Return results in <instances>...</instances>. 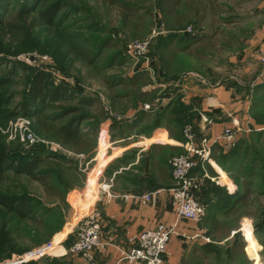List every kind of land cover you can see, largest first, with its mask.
Masks as SVG:
<instances>
[{
    "label": "rangeland",
    "instance_id": "obj_1",
    "mask_svg": "<svg viewBox=\"0 0 264 264\" xmlns=\"http://www.w3.org/2000/svg\"><path fill=\"white\" fill-rule=\"evenodd\" d=\"M10 1L11 6L6 5L0 11V97L2 108L13 112V116L5 123L0 122V152L20 165H26L33 153L42 154L43 163L38 167L32 165L33 171L49 170L63 197L48 194L39 181L26 173L13 170L3 173L0 263L54 240L55 234L33 244L40 236L58 229L74 209L80 208L83 198L87 201L85 208L78 210L81 215L77 219L91 212L90 203L98 189L94 187L99 163L117 151L118 135L129 136L130 130L137 139L147 137L154 129L156 114L145 122L137 116L142 117L143 112L151 115L154 110L158 113L157 106L164 102L174 104L169 108L171 112L186 96L184 91L183 95L178 94L181 84L183 90L195 81L204 86L217 85L229 78L253 90L244 91L250 115L244 131H250L251 135L242 139L251 149L246 160L241 161L244 163L241 177L252 180L251 195L248 204L237 214L232 210L227 216L213 219L211 207L221 201L232 202V198L228 199L232 193L227 194L219 185L221 178L209 180L205 183L206 191L200 192L199 202L207 209L202 218L210 221V231L216 236L210 237L212 246L217 248L214 250L219 252V255L212 254L215 260H222L223 264H264V151L260 152V145H264V71H261L264 62L259 58V50L251 58L244 50L264 23V0H181L176 6H171L169 0H32L31 6L35 9L26 18L17 15L19 7ZM23 1L30 5L31 0ZM123 3L127 4L128 11L121 6ZM167 6L171 11L165 9ZM54 7L57 8L55 18L46 24L37 12ZM169 39L174 42L170 43ZM133 40L147 42L146 51L138 58L126 48ZM177 44L187 50L173 57L170 50ZM158 45L162 46L161 52L157 50ZM167 46L165 51L163 48ZM160 54L163 55L159 57ZM171 56L174 61H170ZM163 57L171 62L170 70L163 69L167 68ZM12 69L13 75L8 73ZM38 73L43 76L44 92L63 87L66 95L55 101L35 102L33 115L25 116L20 103L25 99L32 77ZM136 77L139 80L134 83ZM135 102L139 105H134ZM21 117H26L28 123L21 126L18 119ZM69 122L83 131L98 125L103 132L99 138L98 131L91 156L78 153L54 138L53 127ZM113 125L116 129H111ZM186 125L193 132L196 130V140L206 138L199 123L195 130L192 124L181 127ZM27 133L33 136V142L26 140ZM96 153L97 162L93 159ZM255 160H261L260 172L251 179L244 172L254 166ZM222 177L225 178L224 174ZM88 187L93 190L90 196ZM21 196L30 198L38 220L18 217L1 203L5 198ZM45 215L48 216L44 218ZM222 223L232 228L231 238L224 242L221 237L226 229ZM78 224L79 221L74 227L75 234ZM219 241L223 244H218ZM232 243H239L240 248L231 255ZM58 250H53L52 255L59 254Z\"/></svg>",
    "mask_w": 264,
    "mask_h": 264
},
{
    "label": "crops",
    "instance_id": "obj_2",
    "mask_svg": "<svg viewBox=\"0 0 264 264\" xmlns=\"http://www.w3.org/2000/svg\"><path fill=\"white\" fill-rule=\"evenodd\" d=\"M254 33L253 38L244 48L245 55L249 58L252 55L255 57L253 52L258 50L264 52V23ZM261 71H264V67H261ZM225 80L217 85L206 84L205 86L195 81L192 82L193 84L185 85L183 90L181 84V88L178 90L179 96L183 95V91L186 92V96L180 99L181 102L192 104L194 109L198 112H205L204 114L210 119L209 123L200 121L199 125L202 128V134L211 144L212 157L218 156L219 149H222V152L229 150L224 148V139L221 138L224 127L240 128L236 132L238 142L242 138L247 139L251 135L250 131H244L246 123L250 121V119L248 120V116H250L248 113L249 102L246 101L244 92L249 86L247 84L243 85L237 79L230 80L226 78ZM202 96H205L204 100H202ZM177 97L176 99H179ZM187 97H190V99ZM136 103L138 102H135L134 105ZM170 103L164 102L159 105L160 107L157 106L159 112L165 111V116L161 119L155 117V120L163 123L162 125L155 127L150 134L145 135L147 137H136L137 139H135V134L130 130L129 132L126 131L129 136L118 135L120 143L117 151L107 156L105 160L101 159L100 166L95 163V166L100 167L97 172L96 186L94 187L98 189L97 192L94 191L95 196L90 203V208L98 212L101 217V238L107 242V245L105 248L95 251L94 264H111L120 257L122 251L131 247L133 244L131 238L138 232L157 224H175L174 232L167 244V252L163 256V264H223L222 260H215L214 255H212L214 253L219 255V252L214 250L217 248H214L211 244L213 241L211 242L210 237L215 238L216 236L210 231L209 221L205 220V217L199 221L178 219L171 208L170 191L168 190L171 186L170 182H172L171 169L167 165L165 174L164 167L166 166V156L182 149L179 145V142L182 141L170 137L168 130L164 127L165 122L171 117L169 108H172L174 104L171 103L170 105ZM152 113L149 115L148 112H143L142 117L137 116L136 118H140L142 122H145L151 120L152 116L156 114L155 110ZM134 120L135 118L131 119L130 122H134ZM234 123H237L238 126H234ZM244 147L245 145L242 146V148ZM94 156L93 159L97 162L98 154ZM210 162L211 164L204 167L208 177H205L203 182L206 179L214 181L216 178H221L219 185L224 187L227 194L233 193L237 189V184L232 181L214 159ZM224 162L228 166L230 165L228 161ZM242 163L241 160L237 159L230 169L234 170L236 166L242 165ZM204 170L195 167L192 173L202 175ZM222 174L225 178L222 177ZM108 180H111L109 189L107 191L100 190L99 182ZM89 188L86 189L88 192ZM145 193H152V199L149 202H144L140 198ZM198 197L201 198L200 193H198ZM83 199L84 201L79 208L81 211L85 208V202L87 201L86 198ZM225 205L226 201H221L218 207L214 206L210 210L213 212L211 218L219 219V215L227 216L231 214L232 211H229ZM78 210L74 209L71 216L60 223L58 229L51 232L49 238H52L55 234L54 242L58 244L55 249L61 251L55 256H61L63 251L74 241V227L79 221L77 217L81 215V211L78 212ZM221 226L225 225L222 223ZM229 228L230 234H224L221 237L224 238L222 239L223 242L229 240L232 236V228ZM223 242L219 241L217 243L223 244ZM61 261L67 264H90L83 257L70 254L62 257L43 258L39 263L58 264Z\"/></svg>",
    "mask_w": 264,
    "mask_h": 264
},
{
    "label": "trees",
    "instance_id": "obj_3",
    "mask_svg": "<svg viewBox=\"0 0 264 264\" xmlns=\"http://www.w3.org/2000/svg\"><path fill=\"white\" fill-rule=\"evenodd\" d=\"M23 0H19V2L17 0H13L12 3L15 4V6L19 7L17 10V15L20 17H24L26 18V16L35 9V7L31 6L32 5V0L28 1L30 3V5L28 4H24ZM164 2V0H163ZM163 2H162V7H163ZM171 6H176L178 4H181V0H169ZM11 1L9 2V0H0V11L4 9V7L6 5H10ZM24 4V5H23ZM122 7H124L126 9L127 4L123 3L121 4ZM164 9V8H163ZM167 9V11H171L170 8H168V6L165 8ZM128 11V9H126ZM174 10V9H173ZM57 12V8H48L46 10H39L37 12V15L41 16L44 20L46 24H51L55 18ZM174 34V33H173ZM170 36H172L170 34ZM170 40V39H169ZM168 41V40H167ZM174 42L170 40V43ZM161 47L162 46H157V50H159L161 52ZM166 48L168 49V46L163 48L165 51ZM173 48V47H172ZM162 50V51H164ZM187 48L183 45H179L177 44L176 46H174L173 49L170 50V53L172 54V56H176V54H179L180 52L186 51ZM159 51H157V55H159ZM163 54H160L159 57H161ZM171 56L170 61L173 59V57ZM164 61V66L167 68H163L165 70H170L169 66L172 65L171 62L168 60V58L163 57L162 58ZM88 61L90 62L91 60L88 59ZM174 61V59L172 60ZM1 63V60H0ZM14 69H16L14 67ZM12 69L10 70L11 75L14 74L15 70ZM17 70V69H16ZM141 78V77H139ZM136 81H134V83L138 82V78H135ZM172 79V78H170ZM43 76H41V73L36 74L35 76L32 77L29 86H28V92L25 96V99L23 100L22 103H20V109L22 111V113H24L25 116H31L33 115V105L35 102H40L43 103L45 102V100H58L61 99L63 97H65L66 95V90L63 87L57 88V89H53L51 91L48 92H44L43 90ZM260 88V87H259ZM253 91L249 88H246V91ZM176 104V103H175ZM2 101H1V97H0V122L5 123L11 116H13V112L12 114L9 113V111H5L2 108ZM171 105V104H170ZM168 108V107H167ZM200 113L203 112H198V110L194 109V106L192 104H184L183 102H178L176 104V106L173 108V110H171V112L169 111L170 114V118L167 122H165L164 127L168 130V134L170 137H173L179 141H184V137L182 135V128L181 125L182 124H192L195 129H198V124L200 122ZM165 116V111L162 112H158L156 113V119H161L162 117ZM194 121H196L197 123H195L194 125ZM260 121H258L256 119V123H259ZM163 123L155 120V123L152 125L153 128L158 127L160 125H162ZM116 125H113L111 127V129H116ZM130 127V126H129ZM99 131V126H92L90 129H87L85 131L81 130L78 126H76L73 122H69V123H65L59 126H54L53 127V131L52 134L54 136L55 139H57L61 144L63 145H69L74 151L78 152V153H83V154H87L89 156L92 155V152L94 151V148L96 147L95 145V139H96V135ZM128 131V129L126 130ZM125 131V132H126ZM196 132V130L194 131ZM201 134H199L200 136ZM196 136L199 137L196 133ZM201 138V137H199ZM197 143H199V140H196ZM241 144V145H240ZM245 145L244 139L237 140V143L230 148L227 152H222V149H219V154L218 156H213L212 157V152H211V157L212 159L215 160V162L221 167V169L223 171H225L228 176L232 179V181H234L236 184H238L237 186H239L238 190H235L232 194L233 196L228 195V199L231 200L232 198V202L228 201L226 202L225 207H227V209L229 211H234L237 214L238 211L241 210V207H243V205H247L248 204V198L251 195V190H250V186H251V182L244 178L241 177V172L243 170V164L242 165H238L236 166V168L234 170H231L230 167L232 165L235 164V162L237 161V159L244 161L247 158V152L250 151L251 148L249 145H245L244 148H242V146ZM264 151V145H260V152ZM182 152V149L177 150L175 153L173 154H169L166 157V166L164 167V173L166 174L167 170V165L170 167L169 164V160L171 159V157L180 154ZM258 152V155L259 153ZM4 152H0V180H2L4 178L3 173L7 170H13L16 173H26L28 176L32 177L33 179L39 181L40 184H42V186L44 187L45 191L48 194H51L53 196H55L56 198H60L62 199V194L61 191L59 189V185L57 183H55L54 181L51 180L50 178V171L49 170H39L37 172H34V167H32V165L35 164L36 167H38L39 164H42L44 161V156H42V154H40L39 152H35L32 154V156H28L27 159V163L26 165H23V163L20 165L18 164L16 161H13L11 159H9L8 157H6L4 154ZM226 159V160H223ZM224 161H228L229 162V166L224 162ZM261 161V160H260ZM258 160L253 161V165L248 171L244 172L247 173L249 175V177L251 179L254 178L255 175L259 174V170H260V166L261 164H259ZM208 165V163H204V167ZM203 165L200 161H198V164L196 166V168H200L202 169ZM235 167V166H234ZM171 169V168H170ZM214 174V173H213ZM240 175V177H239ZM244 176V175H243ZM171 179H172V183H173V178L171 175ZM210 179H206L203 184L200 186V189L195 192V197L197 198V200L199 201V197H198V193H200L201 191L205 192V183L208 182ZM241 188V190H239ZM1 203H3L6 206V209H8L9 211L14 212L18 217L21 218H28L31 217L32 219H39L37 218L39 215L37 214L38 212H35L33 210V206L32 201L30 200V198H28L27 196H21V197H17V198H10V199H4L1 200ZM219 204V203H218ZM218 204L214 205L218 207ZM238 205H240V207L238 208ZM211 207L212 208H214ZM234 207H237L234 209ZM237 209V210H236ZM37 216V217H36ZM48 215H45V217H47ZM210 222V221H209ZM217 221H214V224ZM218 223V222H217ZM60 225V224H59ZM226 229L225 234L229 235L230 234V228L227 226H223ZM224 229V230H225ZM235 234V233H234ZM51 235V232L48 233V235L45 236H40L39 239L34 240V244H38L41 243L42 240H46V238H49ZM235 236V235H234ZM233 247L232 251H231V255L234 253V251L237 248H240V244L239 243H235L232 244ZM61 252V251H60ZM59 252V253H60Z\"/></svg>",
    "mask_w": 264,
    "mask_h": 264
},
{
    "label": "built area",
    "instance_id": "obj_4",
    "mask_svg": "<svg viewBox=\"0 0 264 264\" xmlns=\"http://www.w3.org/2000/svg\"><path fill=\"white\" fill-rule=\"evenodd\" d=\"M128 53L135 58L141 56L147 48V42L144 40H133L126 46ZM259 58L264 62V52L260 51ZM200 118L204 123H209L210 119L205 114L200 113ZM21 126L28 123L26 117L18 118ZM234 122V120H232ZM234 126H238L234 123ZM27 129V128H25ZM240 128L224 127L221 138L224 139V148L230 149L237 143V131ZM103 132L99 131V138ZM184 141L179 145L184 148V152L177 154L169 160L172 185L168 188L170 191L171 208L176 218L199 221L205 214V206L195 197V192L200 188L205 177L208 174L204 170V163L211 164V144L207 138L197 143L193 128L186 125L183 128ZM26 140L33 142L34 138L27 133ZM198 161L203 165V174L195 175L192 170L197 166ZM100 190L107 191L111 186V180L99 182ZM140 198L144 202L152 199V193H145ZM78 223V222H77ZM175 224L164 225L157 224L154 227L144 229L138 232L132 240V245L128 250L122 251L120 257L111 264L135 263L139 264H163V256L167 252V244L174 232ZM74 232V241L61 254V256L52 255L53 250L58 246L53 239L43 242L24 253L15 256L9 262L0 264H31L39 263L46 257H62L70 254L83 257L88 263L94 264V253L96 250L105 248L107 242L101 238V217L98 212L91 210L79 220V224ZM58 264H67L59 262Z\"/></svg>",
    "mask_w": 264,
    "mask_h": 264
},
{
    "label": "bare ground",
    "instance_id": "obj_5",
    "mask_svg": "<svg viewBox=\"0 0 264 264\" xmlns=\"http://www.w3.org/2000/svg\"><path fill=\"white\" fill-rule=\"evenodd\" d=\"M95 189V188H94ZM89 196H90V193H93V190H92V188H89Z\"/></svg>",
    "mask_w": 264,
    "mask_h": 264
}]
</instances>
